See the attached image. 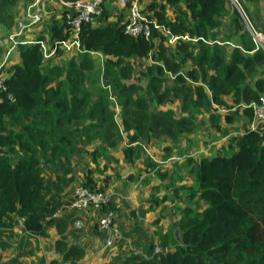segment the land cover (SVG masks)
I'll use <instances>...</instances> for the list:
<instances>
[{
    "label": "trees",
    "instance_id": "1",
    "mask_svg": "<svg viewBox=\"0 0 264 264\" xmlns=\"http://www.w3.org/2000/svg\"><path fill=\"white\" fill-rule=\"evenodd\" d=\"M161 2L154 19L149 18L153 23L150 38L127 35V23L121 20L100 25L103 13L94 24L82 27L80 46L76 49L78 55L70 57L64 65H52V61L65 55L63 44L72 37L64 20L66 11L61 20L55 19L48 26V38L41 36L30 45L18 42L22 63L14 66L9 78L4 76L7 90H0V234L13 228L18 219L24 221L26 231L32 236H45L51 225L63 228L56 216L64 206L59 196L66 184L77 181L74 175L67 177L68 169L64 178H59L57 167H66L75 154H84L78 153L79 150L101 138L99 135L90 138L86 132L101 127L92 120L108 109L102 104V93L86 89L89 74L103 68L113 78V84L131 93L138 86L123 83L134 73L130 60L153 57L162 64L148 68L147 93L156 91L161 98L166 97L164 93L182 94L185 89V98L191 95L200 99L210 112L215 130L226 137L228 127L242 116L248 123L243 124V133L228 138V146L221 148L217 155L190 163L198 187L189 194L191 204L180 212L177 227L181 230V239L167 233L158 253L145 257L136 252L102 264H206L208 261L264 264V236L258 235L259 223L264 218V130L251 129L254 114L249 108L252 102L264 96V51L257 49L247 30L242 32L240 16L232 17L229 0ZM9 4L10 0H1L0 6ZM167 6L175 9V21L165 15ZM228 19L232 33L226 31ZM170 34L179 37L174 48L166 45ZM223 34H227V40L221 41L224 45H207L201 40H218ZM195 39L200 40L194 43ZM235 39L239 44L228 60L225 45ZM44 44L50 48L48 57ZM2 53L0 47V55ZM97 55L103 57V63L96 61ZM188 60L196 65L183 75L181 69ZM167 71L176 76L169 83L171 86L161 93L169 82ZM193 79L196 80L193 82ZM230 98L232 104H229ZM93 99L96 104L90 107ZM124 105L126 116L144 115L142 109L138 110L141 101H135L138 108L132 113L128 109V98ZM198 105L194 102V109L199 110ZM168 118L163 112L156 121L176 128L189 122L184 118L179 121ZM123 124L127 125L126 120ZM221 124L226 128L222 129ZM112 127L117 126L111 123ZM102 136L106 144L104 150L118 147L119 142H112L110 135ZM138 141L137 136L131 137V145L124 149L130 163L140 153V147L133 146ZM104 150L92 152L93 161L106 153ZM148 166L151 169L152 162ZM49 170L56 174L53 182H47L46 171ZM80 185L106 193L103 188L96 189L90 176ZM109 210H115L112 204L102 212ZM169 240L172 246L167 249ZM57 245L65 247L63 240ZM70 251L74 257L82 254L74 247L67 250L66 256L72 255Z\"/></svg>",
    "mask_w": 264,
    "mask_h": 264
},
{
    "label": "crops",
    "instance_id": "2",
    "mask_svg": "<svg viewBox=\"0 0 264 264\" xmlns=\"http://www.w3.org/2000/svg\"><path fill=\"white\" fill-rule=\"evenodd\" d=\"M3 1L4 0H2V2ZM34 1L35 0H10L9 5L0 6V47L3 50V53L0 55V66L3 67V74L6 78H9L13 74L15 65L22 63L17 47L12 50L10 54L9 51L14 45V35L19 33V24L21 22H27L26 14L29 10L33 9ZM252 1V3H248L247 5L249 11L259 22L264 21L259 19L261 17L258 15V11H256V3H259L258 0ZM138 2L140 8L151 20L154 19L155 11L162 4L161 0H138ZM64 3H67V1L44 0L41 4V8L45 13L44 20L39 24L28 27L20 36L16 37L17 40L26 45H30L41 36L48 38V26L51 25L55 19L61 20L63 13L67 10ZM254 11H256L255 14ZM103 15L104 19L100 21V25L120 20L127 23L129 19L128 7L112 1L105 4ZM165 15L172 21L176 19L175 9L170 6L166 7ZM247 16L252 25L260 29L256 23L258 22L256 18L252 15L250 17L248 14ZM230 22V19L226 21V24L229 25L226 31L232 33L233 30L229 28L231 25L229 24ZM210 42L211 43L207 45H213L215 43L224 45V43L217 42L216 40ZM176 43L177 40L170 34L166 45L174 48ZM194 43H196V41H194ZM228 44L229 45H225V49L230 56L236 46H238L239 41L235 39L232 41V44ZM74 55H78L77 52H75V54L65 52L64 56L55 58L52 61V65L64 64ZM230 58L231 56L228 60H230ZM138 60L142 64L150 63L146 71L150 66L161 64L160 62H158V64L154 62L155 59L153 57ZM96 61L103 63V57L97 55ZM188 61L185 67L181 69L183 75H186L189 70L195 67L193 66L194 62L190 60L191 64L188 65ZM166 75L170 83L174 81L176 76L170 71H167ZM260 76L263 77L262 73ZM191 85L194 86L192 82ZM228 101L229 104H232L231 98L228 99ZM178 113H180V111ZM206 113L208 112L204 110L203 112L195 114V121H200L201 126H203V124L207 126L210 134H216L223 140L228 138L223 136L220 132L217 133V130L211 127V123H209L211 117ZM188 115L192 117L193 113L189 112ZM226 140V142H221L219 149L228 146L229 139ZM98 144L99 143H92L87 145L84 150H92L91 152L81 155L75 154L71 159V168L74 169V172L79 171L78 176L74 175L76 181L77 183L86 182L87 177L90 176L97 190L103 188L106 193L112 194L113 200L111 204L115 208L113 212L118 214L116 226L121 229L122 235L124 236L125 242L123 243L127 245L133 253L137 252L145 257H149L150 255L145 253V250H147L149 246H156L159 242L163 244L164 236L169 232V227L180 220L181 215L177 213L175 207L183 202L182 207L191 203L189 197H185L183 201L179 193V191H185V189H182L184 186H197L190 168V161L186 159L184 154L178 153L177 150H170L167 154L163 153L164 150H160L162 151L161 155H165L164 160L170 162L171 168V170H169L171 173H162L164 175L162 178L151 171L152 169L149 168L148 161L146 158L144 159L141 153L134 159L133 163L128 162L124 154L125 148L120 146L116 149L108 148L109 153H103L97 158V161H93L90 154L94 149L97 147L96 151L98 152H103L104 150H102ZM206 152L207 150L198 152L199 157H196L194 161L203 157H213L218 154L210 155L206 154ZM149 162L153 163V160L151 159ZM117 168L119 170H117ZM81 171L85 173L83 180L79 177ZM46 176L52 178L51 176L55 175H52L49 170L46 171ZM98 176L99 179L96 178ZM115 178H118L120 182L121 180L124 182L127 181L130 185L123 184V182V185H118L117 188L114 182ZM173 178L176 180L173 184L175 186L168 187L172 185L171 179ZM175 187L181 188L176 190ZM69 189L70 188H68L67 191ZM64 192L59 196L61 197V201H63ZM66 197L70 198L69 202L73 199V194L70 190ZM105 212L107 211L98 212L93 209L78 212L69 210L57 216V218L60 217L59 219L63 227L68 228L67 234H65V240H63L65 243L64 248L57 245V243L62 240H60V235L57 231L58 228L55 225L48 227L47 232H49V235L32 236L26 231L24 221L18 219L17 224L13 228L5 229L0 234V264H102L120 258L125 255L126 251L118 254V251L115 249L107 251L105 248L107 233L102 232L99 228L100 219ZM170 246H172L171 242L170 245L165 248L168 249ZM74 247L78 248L82 254L79 257H74L73 253L70 251L72 255L68 254V256H66L67 250ZM64 249L66 253H64ZM9 260L10 262L7 263Z\"/></svg>",
    "mask_w": 264,
    "mask_h": 264
},
{
    "label": "rangeland",
    "instance_id": "3",
    "mask_svg": "<svg viewBox=\"0 0 264 264\" xmlns=\"http://www.w3.org/2000/svg\"><path fill=\"white\" fill-rule=\"evenodd\" d=\"M76 1H79V0H69L67 2L74 3ZM237 1L243 6L244 10L250 17L251 15L255 17L249 11V8L247 7L248 3L253 2L252 0H237ZM258 2L259 3H256L257 4L256 11H258V15L261 17L259 19L264 20V0H258ZM232 7L230 5V9L232 10V13H231L232 17L235 18V16L236 17H238V15L240 16L241 19L238 18V22L240 26L243 28L242 32L244 31L246 32V27L241 17L242 15L233 5ZM256 11H254V14ZM43 16H45L44 12H43ZM256 20L258 21L257 18ZM256 23L258 24L259 28L262 31H264V21L262 22L258 21ZM226 35L227 34L218 36V40L216 41L217 42L226 41L227 40ZM76 51H77L76 48L73 46L71 48H68L65 52L75 54ZM130 61H131L132 66H134V73L129 78L124 79L123 83L128 86H135V87L138 86L139 87V88L137 87V89L133 90L131 93L129 92L126 93L125 91H122L119 87H117L116 84H113V78L110 75H107L103 68L97 71H91V73L89 74L90 77L86 85V89H91L93 91L102 93V104L107 106L108 109L107 110L104 109L105 111L101 112L100 114L101 116L98 119L92 120V122L93 121L96 123L98 122V124H100L101 127L97 128L96 130L93 129L92 132L91 131L86 132V135L89 136L90 138L95 137V135H99V137L101 138H99L98 141H94L92 143H99L98 145L99 147H101L102 150L104 146L106 147V144L104 143V140H103L104 137L102 135H106V134L110 135V140L112 142H119L118 146L124 147V148L131 145L129 144L131 137L137 136L139 141L133 144V146L138 145L140 147V153L144 157V159L146 158L148 163L151 159L153 160V163H152L153 166L151 168L152 169L151 171L154 172L155 175H159L161 177V175H163L162 173L167 172L168 174H170L171 171L169 172V170H171V168H170V162L169 161L166 162L164 160L165 155L162 156L161 155L162 151L160 150H164L163 153H166V154L169 153L170 150L172 151L177 150L178 153L184 154L186 159L189 160L190 163H192L196 157H199L198 152L207 150L206 154L215 155L216 153L222 151L221 149H219L221 142L222 143L226 142L227 141L226 139H228L232 135L243 133L244 131L243 124L248 123V119H246L244 116H242L241 119H239L238 122H236V124H234L231 127H228L229 136H227L228 138H225V140H223L222 138H219L216 134H212V133L210 134L209 128L207 126H205L204 124L203 126H201L200 121L196 122L195 119L193 118L195 114L199 112H203L205 110V107L203 106V103L200 102V99H197L196 97H193L191 95L185 98L184 96L185 89H184V93L182 94L180 92L172 93V94L164 93L166 97H161V98H158L159 93H157L156 91H151V92L149 91L147 93V89L149 86H148V79H147L148 77H146L148 75V70L146 71V69L150 63L148 62L146 64H142L139 62L137 58L136 59L133 58ZM191 61L190 60L188 61L189 62L188 65L191 64ZM154 62H157L158 64V62L160 61L154 60ZM160 63L162 64V62ZM193 66H195V64ZM2 73H3V70H2ZM195 80L196 79H193L192 81L194 82ZM169 83L170 82H167L165 86L162 87V89L160 90L161 93H163L168 86H171L169 85ZM109 86L111 87V90L108 89ZM127 98L130 100V106H128V109L131 111V113L134 112L136 108H138L135 105V101L137 102L141 101V105L140 106L138 105L140 107V109L138 108V110L142 109L144 111V115L138 114V116H136L137 119L134 118L133 115H131V117L126 116L124 114V111L126 110V106L124 105V102L127 100ZM194 102L199 104L197 108L199 110L194 109L195 107ZM95 104H96V99H93L90 103V107L94 106ZM179 111L180 113H178ZM163 112L168 114L170 119L179 121L180 118H184V119H188L189 122L182 124V125H178L179 127L177 128L176 126H173L170 124L164 125L163 122L157 123L156 120H158L159 114H162ZM189 112L193 113L192 117L188 115ZM209 113L210 112L206 114L210 116ZM124 120H126L127 125L123 124ZM251 122H250V125H251ZM111 123L116 124L117 127L111 128ZM209 123H211V127L215 129L213 123L211 122V119ZM83 124L86 125V123H83ZM221 126H222V129L226 128L225 124L224 125L221 124ZM179 129L182 130L181 134H179ZM263 130H264V127L260 129V131H263ZM96 150H97V147L96 149H94V151ZM91 151L92 150H79L78 153H86V152H91ZM105 152L109 153V151L106 150V148H105ZM70 168H71L70 164L69 165L66 164V167H63V166L57 167V170L59 171V175H60L59 178L60 177L64 178V173L66 169L70 171L67 174V177H70L72 175L78 176L79 171L74 172V169L72 168L70 169ZM117 170L119 169L117 168ZM84 174L85 173L81 171L80 176H79L81 180L84 179L85 177ZM52 175L56 176L55 173H53ZM55 176H51L52 178L47 177V182L55 181L56 180ZM99 176L96 178L99 179ZM171 181H172L171 182L172 185L168 187L175 186L173 185L176 182L175 178L171 179ZM114 182L117 188H118V185L119 186L123 184L130 185V183L127 181L124 182L123 180H121L120 182L118 178H115ZM61 183L62 185H65L66 182L65 183L61 182ZM78 185H80V183L76 182L75 184H72V185L66 184L64 186L65 192L63 191L64 198H62L63 200L62 205H66L67 202H69L70 200V198L66 197L68 191L70 190V192H72L73 194V190ZM197 187L198 186H194V185L184 186V188L182 189H185V191H181V192L179 191L183 201L185 197L186 198L189 197L190 193L193 194ZM68 188L70 189L67 191ZM132 188H133V185H132ZM180 188L175 187L176 190H179ZM183 203L175 207L177 213L179 214L181 212V209L184 208L182 207ZM114 215H115V225H117L116 223H117L118 214L114 213ZM259 224H261V227L258 232V235L264 236V218L261 219ZM55 226L57 227V225ZM177 226H178V222L173 223L169 227L168 234L170 235L176 234V230L179 229L178 237L179 239H181V230ZM99 228L102 232H105L101 229L100 223H99ZM118 229L122 235L121 229L120 228ZM67 230L68 228L66 227H63L57 230L58 234L60 235V240H65V234H67ZM47 231H46V235H49V232ZM122 237L124 238L123 235ZM123 242L125 241H122V243H119L117 247L114 249L118 251V254L124 253L126 251L125 255L126 254L129 255V253H131L132 250H130L128 246L125 245ZM162 248H163L162 242H159L156 246H154V248L149 246L147 250H145V253H147L148 255H153L155 253L160 252ZM111 250L113 249H108L107 251H111ZM64 253H66L65 249H64ZM8 262H10V260L7 261V263ZM206 264H213V263L208 261L206 262Z\"/></svg>",
    "mask_w": 264,
    "mask_h": 264
},
{
    "label": "built area",
    "instance_id": "4",
    "mask_svg": "<svg viewBox=\"0 0 264 264\" xmlns=\"http://www.w3.org/2000/svg\"><path fill=\"white\" fill-rule=\"evenodd\" d=\"M1 1V0H0ZM44 0H35L33 3V9L27 12V22H21L19 24V33L15 34L13 37V43L11 50L17 47L18 40L16 37L20 36L28 27L39 24L43 21V10L41 4ZM117 2L123 6L128 7L129 19L125 26V32L127 35L140 38L144 37L146 39L151 37L152 22L149 17L140 8L138 0H79L74 3H64L67 7L64 20L65 23L70 27L72 31L71 39L63 44V49L75 47L79 49V34L82 27L86 24H94L97 19L104 13L105 4L108 2ZM232 5L239 11L242 15L243 23L246 30L255 42L257 49L264 50V31L255 28L250 22L245 10L237 0H230ZM156 28H159L156 26ZM179 37H175L178 40ZM200 39H195L198 41ZM203 40L206 44L211 43L210 41ZM44 53L48 57L49 46L47 44L43 45ZM108 89L111 90L109 86ZM0 90L6 91L7 86L5 82L4 75L2 73V66H0ZM9 97H12L9 95ZM249 108L253 110L254 119L252 122V130L260 131L264 127V96H261L260 100L257 102H252ZM113 200L112 194L100 193L92 191L82 185H78L73 190V199L64 205L56 214H62L64 211H83L88 209H93L98 212H102L107 208ZM100 227L103 231L107 233V238L105 241V248L114 249L119 243L124 241L118 227L115 225V215L113 211H107L104 213L103 217L100 219Z\"/></svg>",
    "mask_w": 264,
    "mask_h": 264
},
{
    "label": "water",
    "instance_id": "5",
    "mask_svg": "<svg viewBox=\"0 0 264 264\" xmlns=\"http://www.w3.org/2000/svg\"><path fill=\"white\" fill-rule=\"evenodd\" d=\"M179 234V229L176 230V236L178 237Z\"/></svg>",
    "mask_w": 264,
    "mask_h": 264
}]
</instances>
